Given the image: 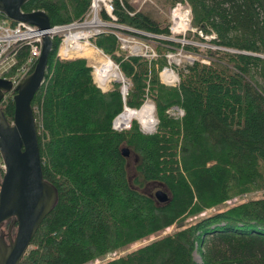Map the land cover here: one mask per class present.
<instances>
[{"label":"trees","instance_id":"16d2710c","mask_svg":"<svg viewBox=\"0 0 264 264\" xmlns=\"http://www.w3.org/2000/svg\"><path fill=\"white\" fill-rule=\"evenodd\" d=\"M90 1L28 0L22 9L43 10L56 25L81 19ZM169 1L190 6L195 32L188 35L211 45H183L207 62L174 66L176 85L159 76L170 65L166 52L180 47L173 41L148 38L157 41L148 59L121 49L111 31L90 40L118 65L128 82L123 94L121 82L99 88L85 57L60 58L61 37H52L31 106L43 176L58 198L19 264H88L170 226L171 233L100 264H264V0ZM113 4L117 23L169 35L163 20L129 0ZM0 19L16 24L1 13ZM29 50L17 47L13 69ZM13 95L0 101L8 122ZM146 99L154 104V131L143 132L135 119L113 128L125 107L139 110ZM173 107L183 114L173 116ZM3 173L0 161V179ZM148 182L164 187L165 202L143 192Z\"/></svg>","mask_w":264,"mask_h":264},{"label":"water","instance_id":"95a60500","mask_svg":"<svg viewBox=\"0 0 264 264\" xmlns=\"http://www.w3.org/2000/svg\"><path fill=\"white\" fill-rule=\"evenodd\" d=\"M27 1L0 0V13L9 20L25 22L38 29L50 28L49 17L43 10L23 11ZM51 46L52 40L45 34L33 71L18 82L0 77V101L4 93L14 92L12 122H8L0 107V156L4 170L0 179V226L9 222L7 239L0 236V264H19L33 235L58 198L56 187L43 176L38 131L31 106L35 92L45 79ZM154 196L159 202L168 198L163 190L156 191Z\"/></svg>","mask_w":264,"mask_h":264},{"label":"built area","instance_id":"2783aa9c","mask_svg":"<svg viewBox=\"0 0 264 264\" xmlns=\"http://www.w3.org/2000/svg\"><path fill=\"white\" fill-rule=\"evenodd\" d=\"M113 11V0H91L89 10L81 19L74 20L68 23L51 25L50 28L46 30H40L36 26L25 22H16L15 25H11L8 20L0 19V77L11 80L13 83H16L19 81L20 78L26 76L30 65L35 59H37L40 54L42 38L45 34L49 35L51 39L54 36L61 37V42L58 47L57 55L60 58L66 59L76 57L78 55H83L84 52H82L81 49V54L77 53L74 50L75 45L78 44L79 46L84 45L89 47L90 45H93L90 40L103 31H111L120 43L126 40L125 37H131L132 35L147 37L146 39H169V37L171 36H176L179 38V40H181L184 39L188 33L195 32V29H193L190 24L191 9L186 2L178 1L174 3L169 18V35H154L119 24L116 22V16L114 15ZM102 12L105 13L107 18L102 17ZM24 44L30 47V54L24 64L13 69L16 62L17 47ZM143 56L148 59H152L156 56V54L154 49H152L151 53H149L148 55L143 54ZM107 57L108 59H110L109 56ZM202 61L207 62V60L204 59ZM115 66L118 69V65L115 64ZM91 67L93 80L99 88H101L102 90H107L112 82H121V92L123 94L126 93L128 82L125 81L126 79L123 80L124 76L121 74L119 69L118 71L120 72L122 78L113 79V81L109 80L107 84L104 85V83H101L100 81L95 79L94 72L96 65H91ZM168 71L174 76L173 81L167 82V80L163 78L162 74ZM176 74L177 73L175 72L171 64L169 66L164 67L159 72L160 79L164 84L167 85H176L179 82V76L177 77L178 74ZM176 110L180 111V115L183 114V111L180 108L177 107ZM128 126L129 123L124 127ZM119 127L121 126H116L114 120L113 128L117 129ZM149 129L151 128H148L147 130ZM0 161L1 166L3 168L1 156Z\"/></svg>","mask_w":264,"mask_h":264},{"label":"rangeland","instance_id":"374dc122","mask_svg":"<svg viewBox=\"0 0 264 264\" xmlns=\"http://www.w3.org/2000/svg\"><path fill=\"white\" fill-rule=\"evenodd\" d=\"M129 3L133 6V8L135 10L148 12L152 17H154L155 19L161 20V21L163 20L169 26L170 13H171V9L173 8V5H174V4L171 5L169 0H129ZM125 38H126V40L124 42H121L122 44L119 42V45H121L120 46L121 49H123V50H125V51H127L128 53H131V54H141V55H143V54L145 55L146 54V55H148L149 53L152 52V49H155L154 45L157 43L156 40H152L151 41L150 39L142 38L140 36H135V35H132L131 37H125ZM204 38H205L206 41H208L211 38V36H205ZM163 39H166V38H163ZM167 40H170V41H173L175 43L180 44V47H176V49L169 50L168 52H166L167 61H168V63L170 62V64L172 65L173 69L175 70V72H176V68L174 66H176L177 68H180V67L184 66L186 63L193 62V60H195V59H200L201 61L203 59L207 60V59L203 58L202 56H200L197 53L189 52V51L185 50L184 48H182L183 45L190 44V45L199 46L201 49H204L206 47H210L211 46L207 42L197 41L193 37H190L188 34L186 35V37L184 39H181V40H179V38L176 37V36H171ZM84 51L85 52H84L83 55H78L76 57H85L87 59L89 65H96V67L98 68L100 66L102 60H105V59L108 60V57L105 56L99 49H97L93 45H90L89 47L86 46ZM87 52H90V53H87ZM166 54H165V56H166ZM97 68H95V69L97 70ZM95 73H96L95 74V78H96L97 72H95ZM163 74H162L163 78L165 80H167V82L173 81L174 76L169 71L166 72V73L164 72ZM167 76H171V79L168 80ZM177 77H178V75H177ZM113 79L114 78H112V81H113ZM124 79L125 78H123V80ZM96 80H98V79H96ZM148 103L152 104V106H153V113H154L153 117L155 119V124L153 125V127L151 129H149L150 131L145 129V128H143L141 123L137 119H135L138 122L141 130L143 132H146V133L148 131L149 132L154 131L155 127H156V124L158 122L157 118H156V113H155L153 102L150 99H146L144 101V104H148ZM126 109L127 108H125V110ZM176 109H177V107H173L170 110V113L173 116H175V117L181 116L180 115V111H178ZM125 110H124V112H125ZM124 126L123 127L121 126V127L117 128V129L126 128ZM128 168H129L128 170H129L130 177H132L133 176L132 175L133 174V158L129 159ZM158 190H163L164 191V187L160 183H157V182H148V183L145 184V186L143 188V192L144 193L149 194V195H153V196L155 195V192L158 191ZM261 195L262 194L258 191V192H255L253 194L245 195V198L246 197H259ZM227 203H230V202H227ZM210 210L211 209L207 210V212H209ZM203 214H204V212H202L200 215H203ZM173 229H174V227L170 226V227L164 229L163 231H161L160 233L152 235L148 239H142V240L136 241V242L124 247V248L114 250V251L108 253L106 256L99 257V258L95 259L94 261H92V262H90L88 264H100V263H102L104 261H107L109 259H113V258L119 257L121 255H124L127 252H129V251H131V250H133V249H135L137 247H140V246L146 244L147 242H149V241H151V240H153L155 238L163 236L166 233H171L173 231ZM14 231H15V228L13 227L12 228V233H14ZM194 258H195L196 261H200V256H199V253L197 251L194 252Z\"/></svg>","mask_w":264,"mask_h":264},{"label":"bare ground","instance_id":"6f19581e","mask_svg":"<svg viewBox=\"0 0 264 264\" xmlns=\"http://www.w3.org/2000/svg\"><path fill=\"white\" fill-rule=\"evenodd\" d=\"M40 30H46V29L40 28ZM85 48H86V46H84V45L79 46L77 44V45H75L74 50L77 53L81 54L80 49L82 50V52H85L84 51ZM95 72H97L95 79H98L101 83H104V85L107 84V82L109 80H112V78H114V79H121L122 78L117 67L115 66V64H113V62L110 59L102 60L100 66L97 68V70L95 69ZM95 72H94V75L96 74ZM167 79L168 80L171 79V76H167ZM152 112H153V106H152V104H149V103L145 104L139 110H133V109L127 108L122 115L117 117L118 119L117 118L115 119V122H116L115 124H116V126H122L123 127L124 125H127L132 119H137L141 123L143 128H146V129L152 128L153 124L155 123V119H153L154 117L152 115Z\"/></svg>","mask_w":264,"mask_h":264},{"label":"flooded vegetation","instance_id":"af4514ba","mask_svg":"<svg viewBox=\"0 0 264 264\" xmlns=\"http://www.w3.org/2000/svg\"><path fill=\"white\" fill-rule=\"evenodd\" d=\"M8 227H9V222L5 221L4 223H2V225L0 226V236H4L7 239V231H8Z\"/></svg>","mask_w":264,"mask_h":264}]
</instances>
